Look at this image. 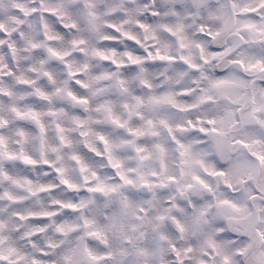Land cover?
Wrapping results in <instances>:
<instances>
[{
    "label": "snow or ice",
    "instance_id": "6c2138e0",
    "mask_svg": "<svg viewBox=\"0 0 264 264\" xmlns=\"http://www.w3.org/2000/svg\"><path fill=\"white\" fill-rule=\"evenodd\" d=\"M0 264H264V0H0Z\"/></svg>",
    "mask_w": 264,
    "mask_h": 264
}]
</instances>
